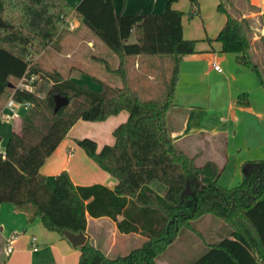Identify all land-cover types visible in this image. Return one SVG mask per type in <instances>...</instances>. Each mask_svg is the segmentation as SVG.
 <instances>
[{
	"label": "trees",
	"instance_id": "obj_1",
	"mask_svg": "<svg viewBox=\"0 0 264 264\" xmlns=\"http://www.w3.org/2000/svg\"><path fill=\"white\" fill-rule=\"evenodd\" d=\"M178 1L169 0L161 14L118 15L114 0H82L69 15L65 0H34L29 9L39 15L43 44L53 40L62 25L77 20L121 59L118 73L125 86L114 88L96 80L102 90L94 91L56 70L44 69L38 59L41 49L29 34L4 18L0 0V50L25 63L21 79L51 83L43 97L40 92L16 89L10 80L0 81V107L10 99L31 104L20 130L13 131L0 148V206L11 204L27 215L30 224L40 219L48 230L62 234H86L89 215L114 221L121 234L147 239L127 255L114 258L87 241L80 248L79 264H157L182 230L196 231L194 223L206 216L224 221L231 237L211 245L193 264H264V159L242 166L239 186L222 187L223 168L214 162L198 166L169 136L167 115L175 105L178 67L164 104L144 101L126 85L127 58L174 56L178 66L183 57L198 53V41L184 37L185 13L173 7ZM191 3L195 15L198 2ZM218 11L226 16L215 39L221 53L233 54L239 67H251L264 88V75L253 59L251 21L233 14L228 0H219ZM62 38L61 32L55 44ZM260 44L264 56V39ZM58 96L70 103L55 112ZM238 103L248 107V94H241ZM124 111L129 118L114 131L113 146L98 152L95 141H79L102 169L118 179L117 186H76L63 172L56 187L50 188L42 168L72 128L79 121L102 122ZM154 183L164 188L163 193Z\"/></svg>",
	"mask_w": 264,
	"mask_h": 264
},
{
	"label": "crops",
	"instance_id": "obj_2",
	"mask_svg": "<svg viewBox=\"0 0 264 264\" xmlns=\"http://www.w3.org/2000/svg\"><path fill=\"white\" fill-rule=\"evenodd\" d=\"M23 1L24 4L20 6L14 0H2L4 4L3 16L29 34L35 43L42 45L39 15L29 9L34 0ZM66 1L70 5L68 11L71 15L73 8L78 6L82 0H72L71 3L68 0ZM168 2L169 0H114V5L118 15H148L163 13ZM228 3L233 14L251 21L253 53H258L262 50L260 47L258 48V45H261L260 42L264 39V0H228ZM176 4L173 7L179 10V6ZM197 11L200 14L199 8ZM46 13L48 12L46 11ZM15 14H19L18 18L15 17ZM224 18L226 22L225 15ZM69 24L75 28H68L66 33L62 32L63 38L55 44L57 37L61 34V30H59L53 40L45 44L41 58L45 55H53L54 60L57 62L64 61L66 64L65 70H62L57 63H55L57 68L55 67L53 70L60 72L65 78L97 91L84 81L86 71L82 66L86 62V54L89 50L90 52L103 50L102 44L99 42L101 40L78 21ZM53 48L54 50H52ZM221 49L220 44L215 49L213 48V52L202 49L201 52L198 51V53L185 56L180 60L179 65L181 66L178 70L174 95L175 105L168 112L167 123L169 136L178 148L193 157L196 164L204 159L198 166H202L207 162H214L220 168L225 169L229 156L227 154V158H225L223 142L225 141L224 136L229 135L231 132L229 127H231L230 120L232 116L236 123L233 135L234 137L241 135L240 145L236 149L237 152H246L249 156H264V97L260 94V102L255 101L252 95L245 92L248 89L241 86L237 82L236 75L233 74L234 77H232L229 85L230 111L227 116H223L218 120L221 127L210 122V120L207 122L199 121V116L195 113L202 107L197 105L194 100L199 99L201 95L207 96L206 78L209 75V70L202 63L208 62V66L214 68V64H217L218 60L221 59ZM223 55L227 54L223 53ZM94 59L106 63L101 56H94ZM148 59L146 57L125 59L126 85L134 91L137 90V85L142 82L138 78L145 73L144 71L150 69L147 67L155 66ZM119 62L118 69L112 70L109 68V71L117 74L121 68V59ZM18 66H20V71L17 70ZM24 71V62L0 50V81L20 80ZM214 72L219 77L225 73L224 71L219 73L215 69ZM91 78L98 80L95 77ZM150 80L153 81V77H150ZM100 82L111 86L106 82ZM243 93H247L249 96L248 107L238 103V97ZM3 112H9L7 105L0 107V114ZM128 118L129 114L127 112V114L110 117L103 122L79 121L53 155L47 159L42 168L50 188L54 189L57 177L61 173L67 172L76 186L101 184L114 189L118 184V179L102 169L79 146V141L83 139L95 141L98 152L105 146H113L116 141L114 131L120 125L126 123ZM238 118L241 122L238 121ZM222 125H228V128L223 129ZM19 130L20 125L18 124L13 131L18 132ZM248 161L247 159L241 161V169ZM160 190L163 193L164 188L161 187ZM122 219V217L119 218V220ZM85 235L94 246L113 258L127 255L133 249L142 246L147 240L140 234H121L114 221L108 218L95 219L89 215ZM34 238L37 239L36 246H33ZM9 248L13 249L12 253L8 252ZM80 248L74 247L62 233L48 230L40 219L30 224L27 215L16 211L11 204L0 206V264H79ZM157 264H160L159 260H157Z\"/></svg>",
	"mask_w": 264,
	"mask_h": 264
},
{
	"label": "rangeland",
	"instance_id": "obj_3",
	"mask_svg": "<svg viewBox=\"0 0 264 264\" xmlns=\"http://www.w3.org/2000/svg\"><path fill=\"white\" fill-rule=\"evenodd\" d=\"M68 1L70 3L72 2V0ZM14 2H18L20 6L24 4L23 0H14ZM197 2L200 14L197 13L195 15H192L194 9L191 0H179L176 4L179 6V11L185 13L183 18L184 37L186 40L198 41L197 51L201 52L202 49H207V51L213 52V48L215 49L220 45V43L215 41V39L217 38L219 31L224 26L225 18L224 15L218 11V0H197ZM225 2H227V0H225ZM37 4L40 5L39 3ZM18 16L19 14H15V17L18 18ZM74 21L77 20H71L68 21V24L66 23L62 25L60 29L61 32H68V28L70 29L71 27L69 23ZM99 42L102 44L103 48V50H100L101 52H90L89 50L86 54V62H84V66H82L86 71L84 81L97 91L101 90L102 86L96 82V79L91 77H95L113 87H124L125 84L121 74L109 71V68L112 70L119 68V57L103 42ZM130 42H134V38H132ZM45 44H37L41 49L42 54L45 49ZM52 50H54V48ZM258 52L259 53L257 54H253V59L259 65L264 75V56L261 55L262 51ZM42 54L38 57V59L40 65L44 69L53 71L56 67L55 63H57L62 70H65L66 64L64 61L57 62L54 60L53 55H45L41 58ZM94 56L103 57L106 63L95 60ZM220 56L221 59L218 60L217 64L225 72L224 75L219 77L217 73L214 72V68L208 66V62H203V66L209 70V75L206 78L207 96L201 95L199 99L194 100L197 105L202 107L195 113L199 116V121L207 122L210 120V122L216 124L217 126H220L218 120L223 116H227V113L230 111L229 85L232 77H234L233 74L236 75L237 82H239L241 86L245 87V89H248L245 90V92L252 95L255 101L260 102V94L264 97V88L262 87L256 72L251 67H239L234 55H223V53H221ZM146 58H149L148 60L155 64V66L147 67L150 69L144 71L145 73L138 78L142 82L137 85L136 91L140 94V97L144 101H154L164 104L172 84L176 67H178L179 70V66L181 65L178 64L177 66V64H175L176 58L174 56H148ZM18 68H20V66H18ZM150 77H153V81L150 80ZM11 84L15 86L16 89H24L25 86H31L33 88V92H40L43 97L46 96L51 87L50 82L37 78H33L30 81L27 79L12 80ZM232 84L234 83L232 82ZM5 113L9 114V112ZM26 113V109L22 108L19 110L20 122H7L0 119V148H4L6 146L18 123L20 127L22 126V119ZM121 114H127V112H121L117 116H120ZM238 121L241 122L240 118H238ZM230 122L231 127L229 128L231 132L229 135L224 136L225 141L223 142L225 147V158H227V154L229 158L226 161V163L228 162L227 166L223 170L219 181V184L222 187L229 189L239 186L243 181V172L240 165L241 161H245L246 159L249 161L264 159V156H249L246 152H237L236 149L238 145H240L239 142L241 135L237 137H234L233 135L236 125L235 120H233V116ZM222 126L223 129L228 128V125ZM202 160L204 161V159ZM202 160H200L197 165H199ZM153 186L161 192L159 184L154 183ZM194 228L196 231L190 229L182 230L177 242L158 259L160 264H193L209 251L211 245L220 243L222 240L231 237V228L224 221L214 216H206L196 221L194 223Z\"/></svg>",
	"mask_w": 264,
	"mask_h": 264
},
{
	"label": "built area",
	"instance_id": "obj_4",
	"mask_svg": "<svg viewBox=\"0 0 264 264\" xmlns=\"http://www.w3.org/2000/svg\"><path fill=\"white\" fill-rule=\"evenodd\" d=\"M74 28L75 27L73 25H71L70 29H74ZM214 69L219 73L223 72L221 67L216 63L214 64ZM24 89L27 91L33 92V88L31 86H25ZM22 108L28 110L31 108V104L27 103V102L26 103H18L14 99H10L9 102L7 103V109L9 110V114L3 112L2 114H0V119H3L7 122H10V121L20 122L19 110H21ZM36 244H37V239L34 238L33 239V246H36ZM8 252L12 253L13 249L9 248Z\"/></svg>",
	"mask_w": 264,
	"mask_h": 264
},
{
	"label": "water",
	"instance_id": "obj_5",
	"mask_svg": "<svg viewBox=\"0 0 264 264\" xmlns=\"http://www.w3.org/2000/svg\"><path fill=\"white\" fill-rule=\"evenodd\" d=\"M70 103V100L68 98H63V97H56V109L55 112L59 111L61 108L67 106ZM0 143H1V139H0ZM63 235L65 236V238L67 240H69V242H71V244L74 247H82L84 246L87 241L88 238L85 234L80 233V234H73L70 233L68 231H64Z\"/></svg>",
	"mask_w": 264,
	"mask_h": 264
}]
</instances>
